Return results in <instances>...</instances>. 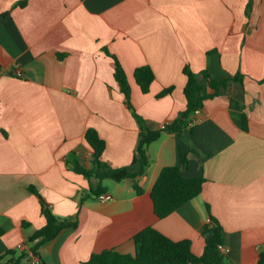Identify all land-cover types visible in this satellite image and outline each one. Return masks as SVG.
<instances>
[{"label": "crops", "instance_id": "0c3cea01", "mask_svg": "<svg viewBox=\"0 0 264 264\" xmlns=\"http://www.w3.org/2000/svg\"><path fill=\"white\" fill-rule=\"evenodd\" d=\"M116 61L131 108L115 79ZM143 66L155 74L147 94L134 78ZM203 72L221 81L241 75L244 92L231 82L226 95L206 100L191 118L187 141L165 133L148 147L144 175L101 182L102 194L113 197L101 203L94 194L100 181L76 172L92 168L87 131L105 142L102 161L130 166L138 118L151 130L171 124L186 110V86ZM263 81L264 0H0V257L20 255L46 225L40 195L55 216L77 224L39 248L43 264H84L106 250L133 255V239L147 227L190 241L202 256L210 216L229 248L224 264H258ZM165 90L171 91L159 97ZM238 96L247 130L231 109ZM182 154L188 159L182 174L204 178L203 191L159 219L152 189L163 169L181 165Z\"/></svg>", "mask_w": 264, "mask_h": 264}, {"label": "trees", "instance_id": "16d2710c", "mask_svg": "<svg viewBox=\"0 0 264 264\" xmlns=\"http://www.w3.org/2000/svg\"><path fill=\"white\" fill-rule=\"evenodd\" d=\"M19 6L24 7L25 3H21ZM134 78L141 91L147 94L155 79V74L151 67L143 66L136 69ZM115 79L126 97L128 106L131 108L129 102L130 86L124 70L117 61ZM231 82L239 84L242 93L244 92L241 75L231 80L221 81L213 79L209 73L203 72L196 83L189 82L186 86V110L180 113L171 124L159 130H151L143 120L138 118L140 126L139 141L132 164L128 167L114 169L102 161V154L106 144L95 130H88L86 140L93 149L92 168L90 170L76 168V172L88 179L95 177L100 181V186L94 191L96 196L104 192L101 187L103 180L112 179L116 182H122L127 179H137L144 175L150 165V158L147 153L150 144L158 141L165 133L176 134L187 141L189 135L186 130L194 113L203 108L206 100L226 95ZM208 89L212 93H209ZM170 91L165 90L159 97L170 93ZM231 109L234 116H236L235 121L239 127L242 130H247V117L243 113L241 96L232 99ZM187 164V154H182L180 166L167 167L160 173L151 192L154 214L157 218H168L183 205L201 195L206 180L204 178L184 177L182 171ZM134 190L138 195L143 193L137 183H134ZM38 197L42 205V214L46 219V225L36 232L34 237L30 239V245L20 255L11 251L7 255L0 257V264H19L21 260L26 258H40L38 250L42 245L54 240L62 230L77 227L76 223L55 216L48 209L43 198L40 195ZM202 236L205 240V250L202 256H196L191 250L190 241L174 242L157 229L147 227L134 237L135 253L133 255L120 254L115 250H106L92 254L90 259L84 264H224L225 256L218 249L219 245L224 244V232L220 223L213 216H210V222L204 227ZM40 237L42 240L34 243ZM31 261L29 260V263ZM39 261L40 264H43L40 259ZM258 264H264V246L260 253Z\"/></svg>", "mask_w": 264, "mask_h": 264}, {"label": "built area", "instance_id": "2783aa9c", "mask_svg": "<svg viewBox=\"0 0 264 264\" xmlns=\"http://www.w3.org/2000/svg\"><path fill=\"white\" fill-rule=\"evenodd\" d=\"M18 76H21V74L19 73ZM98 200L101 203H107L109 201H112L113 197L111 195L101 194V195L98 196ZM25 248L20 247V249H22V250H25ZM218 249L221 252V254L224 255V256L229 253V248L225 244L219 245ZM31 262H32L31 264H40V261L37 258H33Z\"/></svg>", "mask_w": 264, "mask_h": 264}]
</instances>
